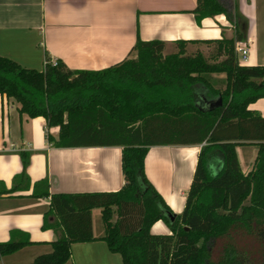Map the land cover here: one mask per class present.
I'll return each mask as SVG.
<instances>
[{
    "label": "trees",
    "instance_id": "trees-1",
    "mask_svg": "<svg viewBox=\"0 0 264 264\" xmlns=\"http://www.w3.org/2000/svg\"><path fill=\"white\" fill-rule=\"evenodd\" d=\"M197 3V20L223 13L236 26L233 37L205 40L217 43L215 59L200 49L187 52L198 39H178L179 50L168 54L166 40L141 36L133 47L137 56L102 69H73L49 55L43 69L31 68L0 54V94L18 100L21 113L45 116L48 128L59 126L58 135L48 133L53 146L124 147L126 183L118 190L52 193L48 179L34 184V196L50 197L44 227L62 231L52 251L21 264L69 261L74 242L98 238L96 207L101 237L124 264H264V115L249 107L264 98V64H244L237 55V42L245 40L237 9L222 0ZM214 73H226L224 87ZM219 97L222 103L213 104ZM160 143H203L179 214L146 173V155ZM249 144L258 152L246 173L238 146ZM22 156L25 170L11 188L0 182V195L30 187V153ZM214 163L222 164L218 171ZM162 219L171 233L152 231ZM245 234L262 243L261 257L246 249ZM32 242L27 233L0 242V261Z\"/></svg>",
    "mask_w": 264,
    "mask_h": 264
},
{
    "label": "crops",
    "instance_id": "crops-1",
    "mask_svg": "<svg viewBox=\"0 0 264 264\" xmlns=\"http://www.w3.org/2000/svg\"><path fill=\"white\" fill-rule=\"evenodd\" d=\"M222 1L237 9L245 37L242 43L250 47L247 62L264 64V0ZM197 5V0H0V54L31 68L43 69L49 55L73 69H102L137 56L133 47L138 36L164 39L167 46L176 45L178 39L235 36V23L223 13L197 20ZM249 107L264 115V98ZM49 132L58 135L59 126L48 128L45 116L21 113L18 100L0 94V182L4 186H14L16 176L25 170L22 151L30 153L26 169L30 187L0 195V242L20 238L22 233L33 240L2 255L0 264L31 263L38 254L53 250L62 231L44 227L51 202L50 197L33 195L37 181L48 179L52 193L118 190L126 183L121 145L53 146ZM202 146L160 143L151 145L146 155L147 176L175 213L187 204ZM254 148L253 144L238 146L242 166L248 163L246 173L256 162ZM221 166L214 163L213 170ZM96 208L98 238L74 242L73 256L63 264H124L122 254L109 249L101 237L104 221L101 208ZM152 231L172 232L164 219L156 221Z\"/></svg>",
    "mask_w": 264,
    "mask_h": 264
},
{
    "label": "rangeland",
    "instance_id": "rangeland-1",
    "mask_svg": "<svg viewBox=\"0 0 264 264\" xmlns=\"http://www.w3.org/2000/svg\"><path fill=\"white\" fill-rule=\"evenodd\" d=\"M216 47H217V43H215L214 41H211V42L197 41V42H193L192 44L188 45L187 52L193 54L194 52H196L197 50L200 49L202 52H204V54L206 56H208L209 58L215 59V58H217V56H215L213 54L216 51ZM178 50H179V46L177 44L176 45H168L166 50H165V53L169 54V53L176 52ZM241 60H243V59L241 58ZM242 63H244V62H242ZM244 64H246V63H244ZM214 75L216 78H218L219 82H221L220 85H222V87H224L225 84H222V83L224 82V80L226 78V73H214ZM253 152H255L257 155L258 148L256 147V145H255V148L253 149ZM244 162H246V161H244ZM247 164L248 163L246 162L245 166L243 167V169L246 171L248 170ZM97 209H98V211H100V208H96V210ZM98 219H99V226H101V223H102L101 214H99ZM243 243H245V247L247 250L253 251L258 257H261V250L260 249L262 247V243L259 242L256 237H254L253 235L248 236L247 234H245V238H244ZM220 245H221V240H218L216 242V245H215L216 253L218 252Z\"/></svg>",
    "mask_w": 264,
    "mask_h": 264
},
{
    "label": "built area",
    "instance_id": "built-area-1",
    "mask_svg": "<svg viewBox=\"0 0 264 264\" xmlns=\"http://www.w3.org/2000/svg\"><path fill=\"white\" fill-rule=\"evenodd\" d=\"M236 50H237V55H239V59L241 62H247L250 58V47L248 46V44H244L242 43V41H238L237 45H236ZM241 58L243 60H241ZM51 60L55 63L58 62V60L56 58H51Z\"/></svg>",
    "mask_w": 264,
    "mask_h": 264
},
{
    "label": "water",
    "instance_id": "water-1",
    "mask_svg": "<svg viewBox=\"0 0 264 264\" xmlns=\"http://www.w3.org/2000/svg\"><path fill=\"white\" fill-rule=\"evenodd\" d=\"M222 103V97H219L217 100L213 102V104H221Z\"/></svg>",
    "mask_w": 264,
    "mask_h": 264
}]
</instances>
